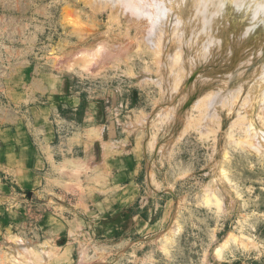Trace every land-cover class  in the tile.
<instances>
[{"label":"rangeland","instance_id":"obj_1","mask_svg":"<svg viewBox=\"0 0 264 264\" xmlns=\"http://www.w3.org/2000/svg\"><path fill=\"white\" fill-rule=\"evenodd\" d=\"M88 1L0 0V264H264L252 46Z\"/></svg>","mask_w":264,"mask_h":264},{"label":"bare ground","instance_id":"obj_2","mask_svg":"<svg viewBox=\"0 0 264 264\" xmlns=\"http://www.w3.org/2000/svg\"><path fill=\"white\" fill-rule=\"evenodd\" d=\"M110 1H112L113 4L118 3L120 7L122 6L125 8L131 16L137 15L140 19L145 20L151 32L157 30L156 27H159L160 24L164 25L169 23L171 26V24L176 23L183 31H188V33L194 35L192 46L197 47L195 50L202 51L210 48L213 53L217 51L224 52L225 56H228L232 61L226 65L228 71L236 67L238 55L244 48L252 46L253 62L252 66L247 69L245 77H250L254 72L253 65L258 66L255 75L257 77L259 76L260 69V75L262 77L264 76V0H109V2ZM112 7L114 8V6ZM123 8L121 9L123 10ZM161 33L164 34L163 32ZM215 36L218 37L215 38ZM219 39L220 41H218ZM162 46L163 44H161V47ZM160 50L162 52L163 49L161 48ZM177 56L178 54L176 58ZM180 59L181 57L177 58L175 62L178 64ZM180 62L181 63L178 64L179 66L177 67L184 72L187 69L186 67H184L185 69L182 67L183 62L181 60ZM180 65H182L181 68ZM189 70L191 72V68H189ZM186 76L187 74L184 77L187 78L188 76ZM185 78L183 79L185 80ZM253 80L254 79H251V81ZM252 84H255V86H252V89L257 88L255 81H253ZM171 95L173 96V94ZM186 95L182 97L185 98ZM213 97L215 98V96ZM210 99L208 100H213V98ZM208 100L207 103L209 104ZM206 105L205 107H207ZM260 111L264 112V106ZM218 113L219 112H217V114ZM160 115H162V113ZM215 117H217V115L213 118ZM259 118L264 117L259 116ZM255 119L259 123L257 115ZM249 124L250 136L253 137L252 139H256L260 143L259 146H261V144L264 143V132L255 129L252 123ZM13 250L15 249L13 248ZM10 252L12 251L10 250ZM12 254H14V252Z\"/></svg>","mask_w":264,"mask_h":264},{"label":"crops","instance_id":"obj_3","mask_svg":"<svg viewBox=\"0 0 264 264\" xmlns=\"http://www.w3.org/2000/svg\"><path fill=\"white\" fill-rule=\"evenodd\" d=\"M70 100H74V99H73V98H69L68 101H70ZM98 159H99L100 162L102 161V162L100 163V164H102V163H103V159H102L100 156H99ZM37 164H39V161H38V160H37ZM102 171H103V170H97V171H94V173H95V172H99V173H97V175L100 176L101 173H102Z\"/></svg>","mask_w":264,"mask_h":264}]
</instances>
